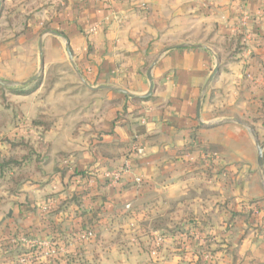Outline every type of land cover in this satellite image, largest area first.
Returning <instances> with one entry per match:
<instances>
[{
    "label": "crops",
    "instance_id": "0c3cea01",
    "mask_svg": "<svg viewBox=\"0 0 264 264\" xmlns=\"http://www.w3.org/2000/svg\"><path fill=\"white\" fill-rule=\"evenodd\" d=\"M68 5L64 34L52 30L60 34H53L52 63L68 60V41L96 96H79V106L68 107V136L62 114L47 130L31 123L20 129L26 140L16 153L28 149L26 165L43 159L42 174L0 188V264H37L34 247L39 264L70 256L91 264H264V175L256 146L264 145V0ZM155 60L154 91L145 97ZM209 145L220 149L210 162L219 172L204 178L191 161L200 167ZM13 153L0 143V155ZM188 194L191 204L183 201ZM227 198L236 202H216ZM181 200L175 212L184 217L182 230L154 250L158 232H137L127 206L155 201L168 212L169 202ZM230 224L253 226L252 233L236 239ZM87 229L92 239L73 237ZM54 237L65 244L51 253Z\"/></svg>",
    "mask_w": 264,
    "mask_h": 264
},
{
    "label": "rangeland",
    "instance_id": "374dc122",
    "mask_svg": "<svg viewBox=\"0 0 264 264\" xmlns=\"http://www.w3.org/2000/svg\"><path fill=\"white\" fill-rule=\"evenodd\" d=\"M0 1V78L5 82V84H0V143L11 146L14 155L9 157L20 161L19 165L14 164L12 168L6 169L5 174L1 175L0 171V188L9 189L12 185L16 186L17 182L34 181L42 174L38 170L42 166L43 159L36 162L32 159L29 165H26L23 164L26 161L21 158L28 155V149L26 148L21 155L16 153L17 147H20V144L26 140V138L19 137L20 129L29 127L30 123L33 125L38 120L44 130H47L55 123L61 122L62 114L65 115L62 119V129L65 130L64 135L68 136V107L73 109L79 106L81 102L79 96L96 95L88 89L83 75L74 64V55L72 60L68 55L67 61L52 63L53 58L57 59L54 56L53 46L55 37L48 31L64 32L66 29L68 8H70L68 0ZM41 42L44 69L39 72ZM35 74H39L37 79L23 84ZM68 96L78 97H70L68 102ZM209 148L204 150L206 151L203 155L205 162L201 163L200 167H195L198 162L191 161L192 168H196V171L192 172L199 173L204 178L219 172V169L214 168L210 162L212 158L218 159L220 149L210 150ZM24 167H26L25 172ZM19 173L22 175H18ZM192 198L193 196L188 194L183 201L191 204ZM183 201L169 202L168 212L160 209L158 203H153L155 201L146 202L132 209L127 207V209L131 210L129 216L135 220L136 223L134 221L133 223L137 232L145 230L150 235L151 230H155L158 232L157 240L161 243L164 236L175 235L176 232L182 230L181 223L184 217L182 220L176 218L178 214L175 211L178 204ZM216 202L227 205L228 203L234 204L236 201L234 198H227ZM250 202L257 203L258 200L253 199ZM260 210V207L255 205L251 211L258 217ZM127 216H122L120 220L128 221ZM234 216L235 214L230 213L232 219L235 218ZM185 218L188 219V217ZM252 227L237 228L235 224L231 225V229L237 228L236 239L252 233L250 230Z\"/></svg>",
    "mask_w": 264,
    "mask_h": 264
},
{
    "label": "trees",
    "instance_id": "16d2710c",
    "mask_svg": "<svg viewBox=\"0 0 264 264\" xmlns=\"http://www.w3.org/2000/svg\"><path fill=\"white\" fill-rule=\"evenodd\" d=\"M59 32V31H58ZM62 34H64L63 32H60ZM35 124H40V122L38 120L35 121ZM210 147V148H209ZM209 149L211 150H215L216 149V146H213V145H209ZM14 164H17L19 165L20 164V161L17 160L16 158L14 157H3L2 155H0V171H1V175H3V171L5 172L6 169H10L13 167ZM78 174H82L81 176H83L85 174V172H78ZM88 231H91L89 229L87 230H84V231H81V232H77V233H74L73 237H75L77 240H79L80 242L84 243L83 241L80 240V236ZM51 246L49 248L50 251H55L57 252L58 250V247H60L61 245L65 244V242L61 241V240H58V238H52L51 239ZM154 250L157 251V249L159 250V247L161 245V243L157 240V238L154 239ZM29 254V253H28ZM30 256L32 258H34V260H37L35 261V263L39 264L40 263V251L38 248H32V250L30 251ZM58 264H91L87 261H84V260H81L80 258H76V257H69L64 263H62L61 261L58 262Z\"/></svg>",
    "mask_w": 264,
    "mask_h": 264
},
{
    "label": "water",
    "instance_id": "95a60500",
    "mask_svg": "<svg viewBox=\"0 0 264 264\" xmlns=\"http://www.w3.org/2000/svg\"><path fill=\"white\" fill-rule=\"evenodd\" d=\"M0 6H1V1H0ZM48 32L60 36V34H58L55 31L49 30ZM176 47H181V46H176ZM66 50L68 52V55H69L70 59L72 60L73 59V55H72V51H71V48H70V43L68 41H66ZM157 61L158 60H155L151 64L149 69H148L147 76H148V80H149L150 86H149L148 92L145 94V97H149L154 91L153 68L155 67ZM43 69H44V53H43V44L41 42L40 43V68H39V72H41ZM218 69H219V62L217 63L216 67L214 68V70H213V72H212V74L210 76V81L213 79V77L217 73ZM38 75L39 74H35L29 80H27L26 82H23V84H26V83H29L31 81H34L35 79H37ZM0 84H5V82L1 78H0ZM89 87H91V86H89ZM103 87H106V86H100L99 88H103ZM120 90L125 92V90H123V89H120ZM256 146H257V151H258V158H257L258 159V165H259V168H260L261 172L264 175V145L260 144L257 141L256 142Z\"/></svg>",
    "mask_w": 264,
    "mask_h": 264
},
{
    "label": "built area",
    "instance_id": "2783aa9c",
    "mask_svg": "<svg viewBox=\"0 0 264 264\" xmlns=\"http://www.w3.org/2000/svg\"><path fill=\"white\" fill-rule=\"evenodd\" d=\"M143 150H139V152H142ZM129 165H125L123 168H122V170L121 171H123V172H127V171H129ZM119 173H121L120 171H119ZM119 173H116L115 174V177H119ZM136 181L137 182H141V178H136ZM128 208L130 207V205H128L127 206ZM95 236V232L93 231V230H91V231H88V232H86V233H84V234H82L81 236H80V240H89V239H92L93 237ZM51 253H55V251H51Z\"/></svg>",
    "mask_w": 264,
    "mask_h": 264
}]
</instances>
